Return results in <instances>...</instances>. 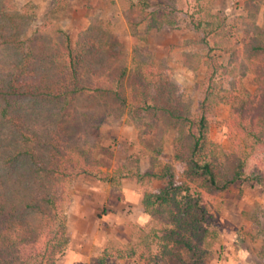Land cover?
<instances>
[{"label": "trees", "instance_id": "1", "mask_svg": "<svg viewBox=\"0 0 264 264\" xmlns=\"http://www.w3.org/2000/svg\"><path fill=\"white\" fill-rule=\"evenodd\" d=\"M129 3L140 14L135 25L145 23L150 31L173 22L152 9L154 0ZM245 7L248 16L242 19L251 25L244 29L248 40L242 45L226 36L225 16L200 8L203 17L192 21L203 41L213 44L206 80L200 85L203 98L193 113L168 63L142 59L139 49L128 55L109 42L98 25L80 31L74 46L67 30L58 26L42 25L24 37L31 14L16 0H0V264L58 263L70 241L68 185L80 174L95 172L103 181L112 180L100 169L101 145L92 137L106 121L125 113L143 118L146 130L162 138L170 133L176 158L205 185L221 190L241 178L245 163L240 161L239 169L231 171L222 166L231 151L209 138V125L217 107L225 103L234 135L258 139L264 131V39L252 33L261 30L254 21L258 4L246 0ZM213 50H229L228 63L216 59ZM246 74H253L257 87L243 95L237 90ZM247 147L234 143L233 156H248ZM155 160L151 169L133 175L145 190V210L159 220L158 231L143 235L145 243L139 249L118 243L105 254L139 255L145 264H194L211 242V232L201 225L204 219L194 213L207 211L206 204L189 187L180 192L182 186L175 184L170 167ZM156 177H168L169 185L152 192ZM152 236L159 246L157 254L152 253ZM133 238L137 241V234Z\"/></svg>", "mask_w": 264, "mask_h": 264}, {"label": "rangeland", "instance_id": "2", "mask_svg": "<svg viewBox=\"0 0 264 264\" xmlns=\"http://www.w3.org/2000/svg\"><path fill=\"white\" fill-rule=\"evenodd\" d=\"M154 1L152 9H158L160 16L169 15L173 22L149 31L145 23L135 25L140 19V14L138 9L130 6L129 0H16L18 6L26 9L32 16L31 26L24 37L42 25L49 28L58 26L67 30L74 46L80 31L98 25V30L106 31V39L118 44V49L124 48L129 52L128 55L132 56L133 52L139 49V56L142 59L150 62L164 61L172 66L173 80L182 88L184 98L191 104L193 113H197L203 98L200 85L206 80L205 75L208 71L206 61L209 59L207 55L213 44L203 41L202 35L191 26L192 21L194 18L203 17L202 13H198L200 8L225 16L226 36L242 45L248 40L244 35V29L251 25L247 18L242 19L243 16H248L246 0ZM255 1L258 8L254 12V21L261 30L252 33L264 39V0ZM212 54L221 63L227 64L229 61V50H213ZM194 67L197 68L196 71ZM252 75L242 76L237 90L241 94L255 91L257 83ZM229 110V105L220 104L209 125V138L231 151L224 155L222 166L231 171L239 169L240 161L245 163L240 169L243 173L241 178L230 183L225 189L212 188L205 185L201 178L192 176L189 166L175 156L172 135L167 133L165 138H162L156 131L146 130L145 120L134 117L130 112L125 113L121 119L113 118L106 121L92 137L101 145L100 169L104 173L108 172L112 180L103 181L96 172L89 175L80 174L75 180L85 177L83 179H87V189L92 186L93 191L96 190L95 195L104 189L106 191L108 184L114 190L120 189L125 180L140 187L143 198L145 190L137 176L133 174L151 169V161L156 158L154 162L161 163L159 166L170 167L175 184L182 186L180 192L186 193L185 189L189 187L190 193L194 194V197L201 195L202 202L206 204L207 211L200 213L195 209L194 213L198 219H204L201 225L204 230L211 232V242L204 257L194 264H264V131L260 133L258 139L248 136L246 140L244 135H234L229 127ZM248 142L252 143V148L247 147ZM234 143L244 144L248 148V156L241 160L234 157L232 150ZM158 148L161 149L160 152H157ZM169 180L168 177L154 178L151 182L152 192L168 186ZM74 181L68 185L70 193L65 203L66 211L72 205L85 202L83 198L78 204L75 199L72 200V194L76 191V186L73 187L76 183ZM79 190L84 195V190L82 188ZM71 200L72 202L68 204ZM96 201L95 203L94 200L93 215L95 212L98 214L94 216L98 223L104 220L102 214H106L110 204L102 208L101 200ZM143 209L145 210V207ZM123 210L128 209L125 207ZM145 212L149 215V220L144 224L145 227L138 225L133 227L129 241L127 238L123 239L126 241L117 239L118 234H115L117 232L109 230L105 220V223L98 224L100 227H93L92 233L87 232L88 228L79 230L75 226H68L69 245L59 256L57 264H145L139 255L128 258L105 254L106 249L118 243L135 245L139 249L145 243L142 241L143 235L147 238V233H153L154 229L155 235L160 227L159 220L156 215L146 210ZM112 233L115 236L110 238ZM119 234L127 236L122 231ZM135 234L137 241L133 238ZM153 239L154 241H150L152 253L157 254L159 246L152 236L151 240ZM153 264L161 263L157 261Z\"/></svg>", "mask_w": 264, "mask_h": 264}, {"label": "crops", "instance_id": "3", "mask_svg": "<svg viewBox=\"0 0 264 264\" xmlns=\"http://www.w3.org/2000/svg\"><path fill=\"white\" fill-rule=\"evenodd\" d=\"M83 178L81 179L80 177L78 181L75 180L76 183L73 185V187L75 188L76 186V191H74V193L72 194L73 195L72 200L75 199V201L78 204L79 201L83 198L85 202L82 204L83 202L82 201L81 203H79L80 205L79 204L72 205L66 211L68 217L67 224L69 227L75 226L79 230L80 228L83 229L88 228L87 232L92 233L93 227L96 226L100 227V225L98 224L105 223L106 221L107 222L106 225H109L108 229L112 230L113 232L115 231L117 232L115 233L118 234L116 236L117 239L121 241H126L123 239L127 238V241H129L131 238L130 233L132 232L133 227L135 225L144 226V224L147 223V220H149V215H147V213L143 209L144 204L142 202L140 187L136 186L134 183L131 182L129 183L124 180L122 182L123 184L120 189L114 190L108 184L106 191L104 189L103 192L97 193L95 195L94 192L96 190L93 191L92 186H90V188L87 189V184H86L87 179H83ZM79 184L82 187H80ZM79 188H82L84 190L83 193L84 195L81 194ZM72 200L68 201V204L69 202H72ZM94 200L95 203L97 202L96 200H101L102 208L110 204V208H108L106 214L105 213L102 214L104 216L105 221L104 220L101 222L98 221L97 223V221L94 220V216L98 215L96 214V212L95 215H93L95 210ZM125 207L128 209L127 211L123 210ZM125 215H127L128 217H124ZM97 218L99 220H102V218H99V216H97ZM121 231L127 236L119 234V232ZM112 236L114 237L115 235L112 233L110 235V238Z\"/></svg>", "mask_w": 264, "mask_h": 264}]
</instances>
